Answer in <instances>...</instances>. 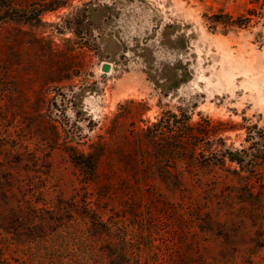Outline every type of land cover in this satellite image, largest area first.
<instances>
[{
	"label": "rangeland",
	"instance_id": "rangeland-1",
	"mask_svg": "<svg viewBox=\"0 0 264 264\" xmlns=\"http://www.w3.org/2000/svg\"><path fill=\"white\" fill-rule=\"evenodd\" d=\"M12 1L0 27V264H70L45 247L61 239L50 206L83 204L81 153L110 192L130 178L146 197L193 195L210 264H264V0ZM168 111L197 145L166 153L142 135Z\"/></svg>",
	"mask_w": 264,
	"mask_h": 264
},
{
	"label": "trees",
	"instance_id": "trees-1",
	"mask_svg": "<svg viewBox=\"0 0 264 264\" xmlns=\"http://www.w3.org/2000/svg\"><path fill=\"white\" fill-rule=\"evenodd\" d=\"M5 1L0 0L4 4H0V27L5 19H15L12 11L18 10L15 2L9 0L10 3L5 6ZM177 123V114L168 111L148 126L142 135L154 144L160 139L167 141L166 153H179L197 145L194 126L187 124L184 127L186 131H183ZM80 156L77 164L85 173L86 188L83 204L75 200L70 211L67 209L68 202H64L66 206H50L57 211V219L62 222L56 230L61 239L52 245L46 244L47 252L65 253L70 264H210L200 239L191 230L190 223L196 222L199 217L188 219L187 209L198 207L193 195L188 196V202L182 198L176 201L161 197L162 194L157 191L148 192L146 197L138 190H141L143 182H135L134 185L130 178H124L123 193L110 192L112 186L99 181V164L93 153H81ZM226 157L232 162L242 161L232 151ZM140 164L146 163L142 160L129 163L133 170L132 179L137 181L144 177L139 174L142 169ZM145 167V177H151V169ZM172 185L184 190L180 179L173 181ZM116 196L118 200L114 198ZM145 198H148L146 208L142 206ZM109 201H120L121 208L109 209L103 205Z\"/></svg>",
	"mask_w": 264,
	"mask_h": 264
},
{
	"label": "bare ground",
	"instance_id": "bare-ground-1",
	"mask_svg": "<svg viewBox=\"0 0 264 264\" xmlns=\"http://www.w3.org/2000/svg\"><path fill=\"white\" fill-rule=\"evenodd\" d=\"M233 67V66H232ZM252 67H248V69L244 70V72L248 73L249 71H252ZM230 76V75H229Z\"/></svg>",
	"mask_w": 264,
	"mask_h": 264
},
{
	"label": "water",
	"instance_id": "water-1",
	"mask_svg": "<svg viewBox=\"0 0 264 264\" xmlns=\"http://www.w3.org/2000/svg\"><path fill=\"white\" fill-rule=\"evenodd\" d=\"M104 68H105V70H108L109 69V66L108 65H105Z\"/></svg>",
	"mask_w": 264,
	"mask_h": 264
}]
</instances>
